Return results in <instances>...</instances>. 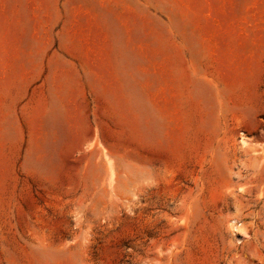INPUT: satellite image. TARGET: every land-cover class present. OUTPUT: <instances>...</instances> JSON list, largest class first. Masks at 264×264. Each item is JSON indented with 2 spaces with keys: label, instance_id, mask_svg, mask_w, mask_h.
<instances>
[{
  "label": "rangeland",
  "instance_id": "374dc122",
  "mask_svg": "<svg viewBox=\"0 0 264 264\" xmlns=\"http://www.w3.org/2000/svg\"><path fill=\"white\" fill-rule=\"evenodd\" d=\"M0 264H264V0H0Z\"/></svg>",
  "mask_w": 264,
  "mask_h": 264
}]
</instances>
